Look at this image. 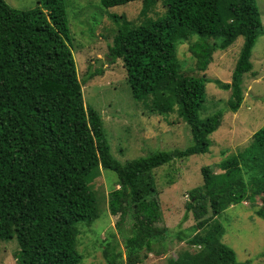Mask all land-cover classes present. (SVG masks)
<instances>
[{"label":"trees","instance_id":"trees-1","mask_svg":"<svg viewBox=\"0 0 264 264\" xmlns=\"http://www.w3.org/2000/svg\"><path fill=\"white\" fill-rule=\"evenodd\" d=\"M131 1L136 0H100L106 8ZM161 1V19L134 24L122 17L108 45L109 60L122 58L132 95L150 99L153 113L177 112L183 117L193 142L122 164L112 155L100 113L84 102V83L103 69L79 78L66 0H40L27 10L0 0V240L17 239L20 264L82 262L77 223L99 217L89 182L100 167L118 176L117 188L109 193L110 213L119 216L118 223L127 217L132 221L126 258L116 246L107 245L108 264H139L142 250L153 252L165 240L169 229L160 226L163 213L153 171L208 152L210 135L225 113L201 117L208 81L179 70V43L198 36L190 51L196 69L206 71L216 51L244 37L231 82L216 80L231 91L227 109L237 112L241 107L243 75L253 69L252 52L263 28L256 0ZM159 2L142 0V14ZM220 165L224 172L218 174L203 166V184L189 191L186 209L193 212L200 231L187 240L196 249L170 257L167 264H251L238 260L222 241L223 224L212 221L245 200L261 197L264 207V125L248 146ZM258 214L264 216V208Z\"/></svg>","mask_w":264,"mask_h":264},{"label":"rangeland","instance_id":"rangeland-1","mask_svg":"<svg viewBox=\"0 0 264 264\" xmlns=\"http://www.w3.org/2000/svg\"><path fill=\"white\" fill-rule=\"evenodd\" d=\"M6 1L12 7L27 10L35 8L40 0ZM161 2L143 15L142 0L110 8L104 7L100 0H66L70 45L79 78L85 79L95 68L103 69L100 75L84 83V102L100 113L112 155L122 164L154 151L183 149L193 142L190 126L183 117L177 112L153 113L149 108L150 99L137 100L132 95L122 58L114 63L109 60L108 45L112 44L120 29L122 17L125 15L134 24L145 19H161L165 12ZM256 3L263 28L252 52L253 69L243 75L244 99L237 112L227 109L231 91L220 88L216 80L231 82L244 37L239 36L227 49L216 51L206 71L196 69V57L190 51V44L197 35L178 44L179 70L205 76L208 81L201 117L218 110L225 113L221 126L210 135L213 142L208 152L175 160L153 171L163 213L160 226H166L169 234L155 245V251L142 250L143 260L139 264H167L170 257L176 258L183 251L196 249L187 239L200 231L197 229L198 220L192 211L187 212L186 204L189 191L203 184L201 168L209 165L217 174L224 172L220 162L248 146L253 134L264 125V0H256ZM117 182L116 172L102 167L90 178L89 188L96 197L99 217L77 223L80 230L77 248L84 256L80 264H108L107 245L116 246V251H121L123 259L126 258L125 241L132 231V221L127 217L118 223L119 216L112 215L108 206L109 193L117 188ZM262 208L261 197L245 200L227 207L212 221L223 224L222 241L234 249L240 261L264 264V216L258 214ZM208 215H212L211 209ZM18 251L16 238L0 240V264H20L16 256Z\"/></svg>","mask_w":264,"mask_h":264}]
</instances>
